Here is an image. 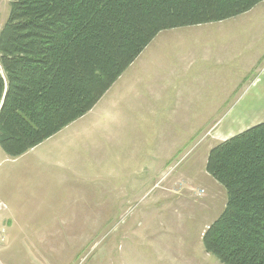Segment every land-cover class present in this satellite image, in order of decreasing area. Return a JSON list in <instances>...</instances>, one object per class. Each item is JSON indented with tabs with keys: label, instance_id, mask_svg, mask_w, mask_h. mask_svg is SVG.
<instances>
[{
	"label": "rangeland",
	"instance_id": "374dc122",
	"mask_svg": "<svg viewBox=\"0 0 264 264\" xmlns=\"http://www.w3.org/2000/svg\"><path fill=\"white\" fill-rule=\"evenodd\" d=\"M8 8L0 0V28ZM149 44L161 63L175 62V112L163 105L142 113L136 127L148 138L141 150L126 130L124 140L104 146L110 154L99 170L87 162V175L110 169L100 178L98 209L83 208L98 199L82 198L88 180L80 170L66 166L62 184L51 175L58 167L45 155L58 138L20 158L0 148V212L13 223L0 225V264H222L201 242L227 198L205 163L216 143L264 121V1L226 20L162 30ZM259 55V71L236 79L232 69ZM215 104L234 111L215 113Z\"/></svg>",
	"mask_w": 264,
	"mask_h": 264
},
{
	"label": "trees",
	"instance_id": "16d2710c",
	"mask_svg": "<svg viewBox=\"0 0 264 264\" xmlns=\"http://www.w3.org/2000/svg\"><path fill=\"white\" fill-rule=\"evenodd\" d=\"M264 0H8L0 28V148L18 157L87 113L162 30L226 20ZM227 193L203 231L222 264H264V121L216 143Z\"/></svg>",
	"mask_w": 264,
	"mask_h": 264
},
{
	"label": "crops",
	"instance_id": "0c3cea01",
	"mask_svg": "<svg viewBox=\"0 0 264 264\" xmlns=\"http://www.w3.org/2000/svg\"><path fill=\"white\" fill-rule=\"evenodd\" d=\"M146 47L87 113L40 143L41 145L57 138L61 142V145L54 152L51 151L50 154L45 155L46 160L48 159L50 163L55 162L57 164L58 169L56 174L53 173L51 175L57 178V180L59 179L60 184L65 181L64 179L68 180L66 166H70L75 171L77 168L80 170L77 175L87 178V187L80 189L82 198L86 201L96 198L98 199V205L89 204V201H87V204H83V208L98 209L100 207V199L96 196L100 191V178L110 174L108 172L110 169L106 167L101 168L104 170L101 174L96 172L94 176L87 175L85 172L87 170V162H90L94 169L99 170L100 163L104 160L108 161L110 154V149H105L104 146H113L114 138L117 137L121 138L122 136L124 140L122 132L125 133L126 130L132 134L131 139H129L131 140L130 145L134 144L138 146L139 144V150H141L144 141H147L146 138H148L145 137L147 134L146 128L142 131V128L136 127L137 123L142 119V113L148 109L158 112L160 106L163 107V105L164 108H169V110L175 112V62L169 67L168 62L164 59V64H168L164 65L160 62L162 53L153 49L146 50ZM251 61L253 62L249 63ZM260 63L261 59L259 55L257 58H252L246 63L241 62L239 68L232 69V71H235L237 75L236 79L244 80V74L250 73V70L251 72L259 71ZM177 79L187 81L188 76L181 74ZM231 79H234V77H231ZM167 86L172 87V91L168 90ZM180 86L183 88L185 85ZM233 105L215 104L213 112L228 113L234 111V109L231 110ZM164 108L162 109L163 112L165 111ZM129 124L131 128L127 129ZM38 145L36 146L38 147ZM81 145L84 150L79 151ZM36 146L16 158H20L33 151ZM49 148L45 153L49 151ZM72 163L76 164L75 167ZM157 171L163 172L162 165L157 168ZM5 192V190H2V193ZM8 195L10 198L11 192H8ZM111 207L116 208L115 204ZM122 207L125 208L124 204ZM12 224L11 217L4 212H0V225L11 226ZM163 251L167 252L168 250Z\"/></svg>",
	"mask_w": 264,
	"mask_h": 264
}]
</instances>
